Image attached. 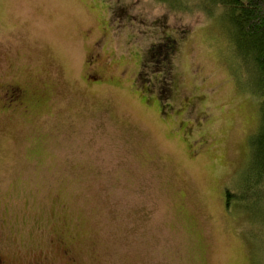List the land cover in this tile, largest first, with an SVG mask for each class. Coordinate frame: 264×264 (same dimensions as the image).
<instances>
[{
    "label": "rangeland",
    "instance_id": "rangeland-1",
    "mask_svg": "<svg viewBox=\"0 0 264 264\" xmlns=\"http://www.w3.org/2000/svg\"><path fill=\"white\" fill-rule=\"evenodd\" d=\"M216 1L0 0V91L38 99L0 92L4 264H264L263 207L225 195L264 95Z\"/></svg>",
    "mask_w": 264,
    "mask_h": 264
},
{
    "label": "trees",
    "instance_id": "trees-1",
    "mask_svg": "<svg viewBox=\"0 0 264 264\" xmlns=\"http://www.w3.org/2000/svg\"><path fill=\"white\" fill-rule=\"evenodd\" d=\"M216 2L218 5L220 2L229 9L228 13L232 17L239 41L247 45L246 53L241 52V55L249 64L252 59L250 66L256 69L254 75H258L260 91L264 95V0H219ZM166 41L165 39L163 44L155 47L156 60L171 55L174 46L170 44L168 52L165 51ZM261 111L262 119L259 128L250 138L248 146L251 152L252 168L246 176L247 179L239 184L236 191L226 189V203L229 207L238 204L245 210L251 207L257 210L263 207L264 210V97L261 101Z\"/></svg>",
    "mask_w": 264,
    "mask_h": 264
},
{
    "label": "flooded vegetation",
    "instance_id": "flooded-vegetation-1",
    "mask_svg": "<svg viewBox=\"0 0 264 264\" xmlns=\"http://www.w3.org/2000/svg\"><path fill=\"white\" fill-rule=\"evenodd\" d=\"M96 82H100V80H95V83ZM0 92L3 96V100L6 101V107L8 110L15 109L14 111H16L17 109H22L27 112L32 109L33 103H36L38 100L32 98L25 86L20 85L15 81L6 83ZM0 264H4L1 256Z\"/></svg>",
    "mask_w": 264,
    "mask_h": 264
}]
</instances>
